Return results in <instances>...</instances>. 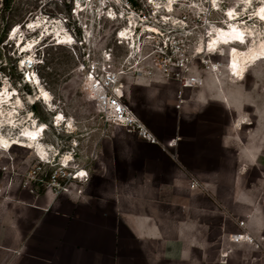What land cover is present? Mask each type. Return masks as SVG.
<instances>
[{
  "label": "crops",
  "instance_id": "obj_1",
  "mask_svg": "<svg viewBox=\"0 0 264 264\" xmlns=\"http://www.w3.org/2000/svg\"><path fill=\"white\" fill-rule=\"evenodd\" d=\"M208 74L179 108L175 82L126 89L163 144L116 127L86 193L0 194V264H264V241L229 238L264 236V110L245 77Z\"/></svg>",
  "mask_w": 264,
  "mask_h": 264
},
{
  "label": "rangeland",
  "instance_id": "obj_2",
  "mask_svg": "<svg viewBox=\"0 0 264 264\" xmlns=\"http://www.w3.org/2000/svg\"><path fill=\"white\" fill-rule=\"evenodd\" d=\"M180 1H183V3L176 9V14H187L189 17L187 24L190 31H186V34L192 33L195 36L192 49L204 50L206 41L204 30L207 24L201 10L207 14L206 5L215 0ZM216 2L217 9H220V0H216ZM242 2L243 0H221V9L211 12V18L216 21L215 24L228 26L231 21L228 12L233 10L235 14L232 16L238 18V25L245 29L244 34H255L256 36V38H253L247 35H236L232 40L233 42L225 44L226 52L234 42L239 47L244 48L252 44L253 39L264 40V18L260 17L259 14V10L264 7V0H253L249 7L241 5ZM38 3V0H0V100L4 103H8L7 101L14 102L18 97L24 100L25 105L24 108L19 109V114L16 116L17 121L24 123L26 119L31 117L44 128V142L51 149V156L48 159L49 161H41L33 150L25 146H12L7 151L0 149V186L6 181H12L10 192L14 190L29 192V188L21 186L24 180H28L31 188H34L36 192L52 191L46 185L47 177L57 172L61 174L66 170L69 176L67 184L69 190L67 192H77L80 195L86 193L89 189L95 172L101 170L100 161L104 158L102 153L103 144L112 135L115 128L119 126L107 124L98 114L94 104L88 98L85 87L82 85L80 74L76 71L77 62L72 50L62 46L64 43L58 40L59 45H53L52 40L46 39L45 43L49 45L38 52L39 60H36L34 49L37 45L35 46V44L38 39L43 38V34H40L41 30L34 31L26 27L31 20L44 17L40 13ZM226 9L228 12L225 15L223 10ZM197 16H200L198 21H196ZM224 21L225 23L222 24ZM17 26H22V32L13 34L14 28ZM104 29L106 34H112L110 23L105 24ZM236 41H243V43L239 44ZM18 43H20V46H18ZM32 43L35 47L33 49L32 46L31 49H28L33 52L29 55L27 63V60L24 59L26 57L24 48L25 46L30 47ZM227 54L223 55L217 52L214 55H207L209 59H216L221 63L222 78H227ZM40 61L43 62L40 63ZM30 62L35 63L33 67H30V72L32 71V74H30L33 76L36 74L39 77L40 84L34 81L26 83L24 72L26 71L25 68L29 67ZM24 64L26 67L23 66ZM196 65V69L203 74L207 81L209 71L206 70V66L200 60ZM228 65H230L229 62ZM230 68L232 69V65H230ZM234 75L237 78L245 77L244 85L247 89L255 90L256 99L259 100L261 108L264 110V58L251 67L246 75H237L236 73ZM230 78L232 79V77ZM126 79V89L134 88L135 99L145 100L151 98L148 93L142 95L138 93L144 90L143 87L138 85L139 83L130 82L129 78ZM39 85L52 94V100L56 106L54 110L42 101L34 104L29 103L30 96H34L38 88H41ZM16 91L18 94L15 95ZM158 92L161 91L158 90ZM161 93H157V95L160 94L161 96ZM14 105L15 103L12 104V106ZM7 113L8 110H5L1 114L2 118L7 117L5 116L8 115ZM59 114L63 116L60 125H58L57 120ZM70 122L73 124L72 128L68 127ZM24 127L5 125L2 132L4 131L3 133L13 137L22 133ZM0 144L2 146L6 145L4 143ZM56 153H59V155L55 156ZM68 154L72 156V160L67 161L66 156ZM61 163L66 167H63ZM85 170L88 172L86 177L72 178L75 171H81L78 176L86 175Z\"/></svg>",
  "mask_w": 264,
  "mask_h": 264
},
{
  "label": "built area",
  "instance_id": "obj_3",
  "mask_svg": "<svg viewBox=\"0 0 264 264\" xmlns=\"http://www.w3.org/2000/svg\"><path fill=\"white\" fill-rule=\"evenodd\" d=\"M38 2L44 18L62 23L71 36L72 41L62 46L72 50L77 62L76 71L80 74L82 85L98 114L107 124L123 127L151 143L163 144L128 103L126 78L135 83H177L176 98L179 108L185 101L187 89L201 88L206 83L203 74L196 69L199 60L207 71L222 72L221 63L207 56L217 53L209 48L214 26H218L211 18V12L220 10L209 2L206 5L207 14L201 12L207 24L204 30L206 51L192 49L195 36L192 33L186 34V31H190L187 24L189 17L187 14H176V9L183 3L180 0L170 3L172 10L167 7L168 0ZM221 4L220 2V6ZM226 12L227 9L223 10V14ZM199 18L197 16L196 21ZM107 23L112 26V34L105 32L104 25ZM56 43L58 39H53L52 44L59 45ZM29 64L33 67L35 63ZM176 142L177 138H173L167 146L172 147ZM79 172L75 171L72 178L80 179L81 177L77 178ZM188 178L192 189L203 186L194 173H188ZM68 179L64 170L61 174L57 172L47 177L46 185L59 195L69 190ZM11 185L12 181H6L0 186V194L4 198L9 197ZM21 186L29 188L31 193H37L28 180H24ZM239 226V231L230 235L231 241L248 242L257 248L262 247L264 236L258 241L246 230L244 220L239 221ZM222 255L227 256L228 252Z\"/></svg>",
  "mask_w": 264,
  "mask_h": 264
},
{
  "label": "bare ground",
  "instance_id": "obj_4",
  "mask_svg": "<svg viewBox=\"0 0 264 264\" xmlns=\"http://www.w3.org/2000/svg\"><path fill=\"white\" fill-rule=\"evenodd\" d=\"M176 0H168L167 3V7L170 8V10H172V8L170 7V3H175ZM196 1V0H193ZM183 2V1H181ZM221 2V0H220ZM253 0H243L241 5L244 6H250L252 4ZM195 3V2H194ZM212 5L215 4V9H217V2L216 0L212 3ZM220 6V3H219ZM247 7V8H248ZM199 9V8H198ZM221 9V6H220ZM219 10V9H218ZM203 10H201L202 12ZM228 12V10H227ZM227 12L225 13V15L227 14ZM233 14H235V12H233V10H231L230 12H228V15L231 17V21L229 23L228 26H214V31L213 34L211 35V42H210V49L216 52H219L221 54H226L227 55V63H226V71H227V76L229 79H231L230 77H232V79H236V76L234 75V73H236L237 75H244L246 73V71L250 70L251 67L255 66L257 64V62L261 59L264 58V40H256L253 39V43L248 45L247 47L241 48L238 45L235 44V42L229 47L228 52H226L224 46L225 44H228V42H231L236 35H247L248 37H253L256 38L255 34H244L245 29L242 26H239L238 22H237V17L232 16ZM259 14L260 17L264 18V7H262L259 10ZM258 18V17H257ZM28 26L26 27L27 29H33L34 31L37 30H41L40 34H43L42 37L44 38L45 35L50 34V36H54V40L58 39L60 40L61 43H69L70 41H72L71 36L69 35L68 31L66 30V28L64 27V25L62 23H55V21L46 19L44 17H39L37 19H33L30 22H28ZM224 22H222V24H224ZM227 25V24H226ZM18 32H22V26H17L14 28V33L16 34ZM23 34V33H20ZM38 39L37 42H41V40L43 39ZM37 42L35 44V46L37 45ZM233 42V41H232ZM59 43V41H58ZM56 43V44H58ZM236 43H243V41L241 42H237ZM23 44V43H22ZM224 44V45H223ZM27 45V44H26ZM18 46H20V43H18ZM33 46V43L30 44L29 46H25L24 51L25 52H33L31 49ZM33 46V49L34 47ZM23 47V46H22ZM203 48V47H202ZM28 50V51H26ZM206 51V49H204ZM221 50V51H220ZM35 52V49H34ZM23 61V60H22ZM41 62V61H40ZM228 62L230 65H232V69L230 68V65H228ZM24 67H26V65H23ZM32 72V71H31ZM29 72V74H27L26 77V83L34 81L35 83L40 84V80L39 77L35 74V76L31 75L32 73ZM211 74H213V76H215L216 78L221 77L222 73L221 72H212L209 71ZM31 73V74H30ZM233 73V74H231ZM39 87H41V85H39ZM17 93V91H16ZM18 94V93H17ZM16 95V94H15ZM44 102L45 104H47L48 106L52 107V110H54L56 108V106L53 103L52 100V94L45 88H38L37 92L35 93L34 96H30L29 99V103L34 104L36 102ZM8 103H4V101L0 100V143H4L6 144L5 146H2L0 144V149L3 151H7L8 149H10L12 146H20V147H27L31 150H33V152L36 154V156L38 158L41 159V161H49L48 159L51 156V149H49L45 142H44V128L42 126L39 125V123L35 120V119H31L28 118L24 121V123H20V121H17L16 116L19 114V109L24 108V100L21 97H18L14 102H9ZM15 103L14 106H12V104ZM9 106V107H7ZM5 110H8V115H5L7 117H3L5 118V120H3L1 114H3V112ZM57 120H58V125L61 124V121H63V116L61 114H59L57 116ZM17 121V122H16ZM5 125H16V126H25L23 129L22 133H19L16 136L10 137L8 134H5L2 132L3 126ZM68 127L72 128L73 124L72 122L69 123ZM10 134V133H9ZM12 138H14V140H12ZM54 154V153H53ZM59 153H56L55 156H58ZM67 161L72 160V156L71 155H67L66 156ZM63 164V163H61ZM81 172V171H80ZM79 172V173H80ZM78 173V175H79ZM86 175L84 176H78L77 178H83L85 176L88 175V172L86 170Z\"/></svg>",
  "mask_w": 264,
  "mask_h": 264
},
{
  "label": "clouds",
  "instance_id": "obj_5",
  "mask_svg": "<svg viewBox=\"0 0 264 264\" xmlns=\"http://www.w3.org/2000/svg\"><path fill=\"white\" fill-rule=\"evenodd\" d=\"M43 39H45V37L43 38ZM50 39V38H49ZM51 40V39H50ZM53 40V39H52ZM40 45H42V48L40 49V50H38V51H35V53L34 54H37V56H38V52L39 51H41L43 48H45V47H47L49 44H47V43H45V42H41L39 45H37L36 46V49H38V47L40 46ZM39 60V58H36V60ZM41 62H43V61H41ZM248 71H246V73H247ZM246 73H245V75H246Z\"/></svg>",
  "mask_w": 264,
  "mask_h": 264
}]
</instances>
